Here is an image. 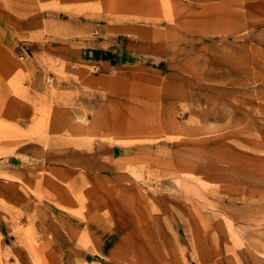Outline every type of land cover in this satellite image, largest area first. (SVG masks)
Masks as SVG:
<instances>
[{
	"label": "rangeland",
	"instance_id": "374dc122",
	"mask_svg": "<svg viewBox=\"0 0 264 264\" xmlns=\"http://www.w3.org/2000/svg\"><path fill=\"white\" fill-rule=\"evenodd\" d=\"M0 264H264V0H0Z\"/></svg>",
	"mask_w": 264,
	"mask_h": 264
},
{
	"label": "crops",
	"instance_id": "0c3cea01",
	"mask_svg": "<svg viewBox=\"0 0 264 264\" xmlns=\"http://www.w3.org/2000/svg\"><path fill=\"white\" fill-rule=\"evenodd\" d=\"M76 1L78 2L79 0H76ZM80 19H82V18H80ZM80 19H79V20H80ZM80 22H81V20H80ZM85 23H86V22H85ZM90 54H91V53H90ZM92 55H93V54H91V57H90V58H93ZM84 56H86V55H84ZM84 56L81 55V56L79 57V59H82V58L84 59V58H86V57H84ZM94 56H95V55H94ZM70 57H71V56H70ZM67 58H69V57H67ZM71 58H72V57H71Z\"/></svg>",
	"mask_w": 264,
	"mask_h": 264
},
{
	"label": "bare ground",
	"instance_id": "6f19581e",
	"mask_svg": "<svg viewBox=\"0 0 264 264\" xmlns=\"http://www.w3.org/2000/svg\"><path fill=\"white\" fill-rule=\"evenodd\" d=\"M129 226V225H128ZM91 245V244H90ZM89 248V247H88Z\"/></svg>",
	"mask_w": 264,
	"mask_h": 264
}]
</instances>
